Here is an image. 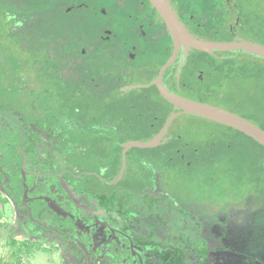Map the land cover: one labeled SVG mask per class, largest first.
<instances>
[{
  "label": "flooded vegetation",
  "instance_id": "obj_1",
  "mask_svg": "<svg viewBox=\"0 0 264 264\" xmlns=\"http://www.w3.org/2000/svg\"><path fill=\"white\" fill-rule=\"evenodd\" d=\"M77 10L81 17L60 26L20 17L19 37L34 48L11 45L0 55V181L16 205L0 196L23 238L58 264H213L234 197L222 186L219 200L214 184L248 181L250 168L235 164H264V153L239 156L228 134L200 131L187 114L166 124L178 110L159 87L226 107L229 81L249 71L201 51L175 55L144 0ZM84 18L94 24L86 36ZM185 23L197 34L219 32L204 20ZM158 135L155 145L137 144Z\"/></svg>",
  "mask_w": 264,
  "mask_h": 264
},
{
  "label": "rangeland",
  "instance_id": "obj_2",
  "mask_svg": "<svg viewBox=\"0 0 264 264\" xmlns=\"http://www.w3.org/2000/svg\"><path fill=\"white\" fill-rule=\"evenodd\" d=\"M169 2L180 21L189 30V26L185 23L186 18L192 23L204 20L207 29H211V31L213 30L212 34H214V30L219 31L215 36L209 37L194 33L190 30V32L198 36L217 42L229 43L232 41L247 39L264 44V0H233V6L228 3V6H217V8L216 6L209 4H205V6L202 5V2L206 3V0H169ZM11 14L10 11L0 7V55H2L4 50L11 45H14L13 47L16 46L15 49L25 47L24 42H22L21 37H19L22 30L20 16L17 15L13 18ZM154 14L155 20L164 25V23L157 18L156 12ZM189 14L190 19L188 17ZM211 14L215 15V19L210 17ZM79 17H81L80 12L77 9H74V11L68 15L60 16L59 20H61V22H64L65 20L75 22ZM6 24H9V27H11L7 29ZM93 27V22L84 18L81 24L82 35L86 36ZM28 47L34 48V45L32 44L25 48ZM211 56H214L218 60L231 58L232 61H228V63H233L235 67H240L243 71H249V73L241 80L235 81L233 79V81H229L226 87L227 93L224 101L226 107L224 108L235 112L244 119L255 123L264 129V60L246 54L241 50L215 51ZM236 58H238L239 61H237ZM203 59H205V56H203ZM225 63L226 62L221 61L218 64L220 65V68L218 69L219 71H225ZM187 116L193 117H188V119H195L193 120L194 126L200 131L209 129L217 134H228L234 145L238 147V153L240 155H237L239 156H247L249 154L254 155V153L256 154L257 152L264 153L262 145L236 130L229 129L208 118L190 114H187ZM200 138L205 139L203 137ZM225 175L227 174L221 172L218 174L220 177ZM246 175L248 181H243L241 179L231 182L233 184H228L226 181L220 184H218L220 181L215 183V190L219 189V200H222L220 197L226 196V194H222V186L233 188V196L238 197L243 196L237 195L239 190H244V195H247L252 189V192L254 193L258 190H260V193H263L264 164H254L252 169L246 171ZM254 175H256V178H254ZM258 177L259 180H257ZM2 198L3 197L0 196V264H16L17 259L20 264H58L54 254L52 255L41 245L23 238L22 233L18 229V224L13 218L12 211L8 204H6V201L2 203ZM11 239L15 240L16 243L12 244ZM230 259H232V261L236 260L233 254H230Z\"/></svg>",
  "mask_w": 264,
  "mask_h": 264
},
{
  "label": "water",
  "instance_id": "obj_3",
  "mask_svg": "<svg viewBox=\"0 0 264 264\" xmlns=\"http://www.w3.org/2000/svg\"><path fill=\"white\" fill-rule=\"evenodd\" d=\"M151 8H153L157 14V18L161 20L165 29L171 38L172 45L174 47V54L181 53V56L186 58L191 51L206 52L209 55H213L215 51H237L241 50L246 54L259 57L264 60V44H261L253 40H240L232 42H217L205 37L198 36L183 25L178 18V15L170 5L169 0H147ZM229 57V56H228ZM172 57L163 66L162 70L172 62ZM161 95L168 100L174 107V111L168 117L166 124H168L173 117L177 114H190L194 116L204 117L215 122L238 130L246 136L253 139L258 144L264 146V129L252 123L235 112L225 109L223 106L200 102L175 94L168 91L165 87H159ZM159 142V135L153 137L150 140L144 142H138L140 146H151ZM9 189L5 182L0 181V193L8 198L12 205H16L14 197L7 191ZM10 190V189H9ZM11 191V190H10ZM18 218V217H17ZM14 218L19 224V220ZM21 232V230H19ZM23 236V234H22ZM29 236V235H28Z\"/></svg>",
  "mask_w": 264,
  "mask_h": 264
},
{
  "label": "crops",
  "instance_id": "obj_4",
  "mask_svg": "<svg viewBox=\"0 0 264 264\" xmlns=\"http://www.w3.org/2000/svg\"><path fill=\"white\" fill-rule=\"evenodd\" d=\"M249 192L234 196L224 214L227 229L219 232L213 264H264V196ZM230 254L236 260L230 259Z\"/></svg>",
  "mask_w": 264,
  "mask_h": 264
},
{
  "label": "trees",
  "instance_id": "obj_5",
  "mask_svg": "<svg viewBox=\"0 0 264 264\" xmlns=\"http://www.w3.org/2000/svg\"><path fill=\"white\" fill-rule=\"evenodd\" d=\"M89 1L95 0H0V7H3L6 10L10 11L12 13L11 16H13V18L17 15L21 18L31 16L36 17L35 20H37L38 22L41 19V15H43L56 19V24L60 26L62 22L61 20H59V17L71 13H66L65 8L70 7L78 9L79 3L82 5V3H86ZM144 1L149 4L147 0ZM49 10H52L53 12L51 14L45 13ZM68 23L69 22L66 21V24ZM262 147L264 148V146ZM261 158H263V156ZM234 167H236V170H245L246 167L252 169L254 167V164H235ZM252 191L253 189L251 190V192ZM256 192H260V190ZM1 201L2 203H4L6 200L2 198ZM11 243L15 244L16 241L11 239ZM16 264H20L18 259Z\"/></svg>",
  "mask_w": 264,
  "mask_h": 264
}]
</instances>
